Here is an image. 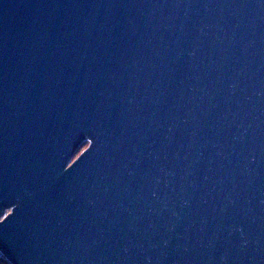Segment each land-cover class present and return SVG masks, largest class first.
Masks as SVG:
<instances>
[{"label": "water", "instance_id": "1", "mask_svg": "<svg viewBox=\"0 0 264 264\" xmlns=\"http://www.w3.org/2000/svg\"><path fill=\"white\" fill-rule=\"evenodd\" d=\"M3 206L13 264H264V0H0Z\"/></svg>", "mask_w": 264, "mask_h": 264}, {"label": "rangeland", "instance_id": "2", "mask_svg": "<svg viewBox=\"0 0 264 264\" xmlns=\"http://www.w3.org/2000/svg\"><path fill=\"white\" fill-rule=\"evenodd\" d=\"M91 140L89 138H85V140L82 142V144H79L74 153L71 156V159L69 163L74 162L90 145ZM11 212V208H6L3 211V214L0 217V220L5 218L9 213Z\"/></svg>", "mask_w": 264, "mask_h": 264}, {"label": "trees", "instance_id": "3", "mask_svg": "<svg viewBox=\"0 0 264 264\" xmlns=\"http://www.w3.org/2000/svg\"><path fill=\"white\" fill-rule=\"evenodd\" d=\"M0 264H13V263L0 251Z\"/></svg>", "mask_w": 264, "mask_h": 264}, {"label": "bare ground", "instance_id": "4", "mask_svg": "<svg viewBox=\"0 0 264 264\" xmlns=\"http://www.w3.org/2000/svg\"><path fill=\"white\" fill-rule=\"evenodd\" d=\"M69 164H72V163H69ZM3 207H4V208H3L4 210H5L6 208H11V207H9V206H3ZM13 207H14V206H13ZM11 212H13L12 208H11ZM11 212H10V213H11ZM0 251H1V249H0ZM1 252H2V251H1ZM2 253H3V252H2Z\"/></svg>", "mask_w": 264, "mask_h": 264}]
</instances>
